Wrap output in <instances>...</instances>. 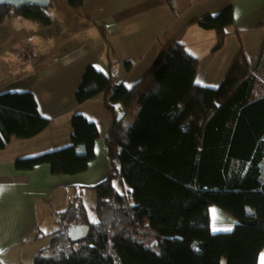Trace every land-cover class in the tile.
Wrapping results in <instances>:
<instances>
[{
	"label": "trees",
	"instance_id": "1",
	"mask_svg": "<svg viewBox=\"0 0 264 264\" xmlns=\"http://www.w3.org/2000/svg\"><path fill=\"white\" fill-rule=\"evenodd\" d=\"M82 2L67 0L71 8ZM13 17L52 22L47 7L0 5V25ZM233 21V9L227 7L190 22L214 29V50H220L237 33L231 30ZM109 61L112 67L111 56ZM125 63L132 70L133 63ZM199 65L183 42L169 40L130 86H116L111 70L86 68L77 101L99 97L114 116L105 138L110 172L92 187L97 218L77 196L57 213L58 227L34 264H222L224 258L227 264H260L264 91L258 66L240 47L220 85L212 87L196 82ZM49 122L31 91L0 94V150L14 137L38 135ZM71 123L70 144L18 159L17 167L48 163L53 174L86 171L96 156L99 127L80 113ZM211 207L232 216L234 225L214 229ZM78 224L90 230L74 241L68 230Z\"/></svg>",
	"mask_w": 264,
	"mask_h": 264
},
{
	"label": "crops",
	"instance_id": "2",
	"mask_svg": "<svg viewBox=\"0 0 264 264\" xmlns=\"http://www.w3.org/2000/svg\"><path fill=\"white\" fill-rule=\"evenodd\" d=\"M227 7L233 9L231 30L237 33L230 34L219 51L227 54L231 65L239 48L246 53L252 41L260 52L256 63L249 62L258 66V74L264 70V0H175L174 6L165 0H83L78 8H71L67 0H57V5L47 7L50 25L23 17L0 25V94L31 91L39 111L50 120L38 135L14 137L0 150V256L37 230L38 234L41 201L54 200L60 205L62 200L72 201L81 190L84 194L86 188L93 189L109 175L105 138L114 116L99 97L77 101L86 68L95 65L104 72L111 70L116 86L122 82L130 86L142 77L165 41H181L192 53L204 43L210 49L217 42L216 31L190 21ZM248 34H253L254 40ZM107 42L112 45V54ZM213 51L196 54L200 65L218 53ZM109 56L115 62L112 67ZM126 61L133 63L132 70ZM76 113L96 122L100 131L95 159L86 171L70 177L53 174L48 163L31 169L17 167L18 159L70 144L71 119ZM211 216L213 227L218 229L230 228L236 222L216 207H211ZM262 257L264 250L260 264Z\"/></svg>",
	"mask_w": 264,
	"mask_h": 264
},
{
	"label": "rangeland",
	"instance_id": "3",
	"mask_svg": "<svg viewBox=\"0 0 264 264\" xmlns=\"http://www.w3.org/2000/svg\"><path fill=\"white\" fill-rule=\"evenodd\" d=\"M52 2V1H51ZM57 5V0H54L52 4ZM62 6L61 3H59V7ZM48 11H50L48 9ZM51 15L53 14V11L51 10ZM247 37H250L254 40L253 34H248ZM217 43L212 45L210 49H207V46L205 45H199L197 49L194 50L193 54L197 56L196 54H205L209 53L211 54L213 49L215 48ZM189 50V49H188ZM190 51V50H189ZM218 53H215L213 57L208 59L207 61L201 63L199 65L198 74L196 77V82L204 85V86H212L217 87L220 85V80L226 75L228 69H229V60H227V54H222L223 52L218 50ZM227 51V50H226ZM231 52H234L232 49ZM238 52V51H237ZM260 49H255L253 47L252 41L250 44L249 49L246 50V53L248 55L249 60L252 63H256L257 59L256 56L259 54ZM157 56V55H156ZM156 58V57H155ZM153 59V61L155 60ZM151 62V64L153 63ZM150 64V65H151ZM99 69V68H98ZM101 70V69H99ZM257 77L261 81L262 89L264 91V70L257 72ZM51 166V165H50ZM56 175H65V174H56ZM70 177H76L77 174H69ZM81 180V179H79ZM77 180V181H79ZM82 189V188H81ZM62 193V191H60ZM58 194V191L56 192ZM85 194V195H84ZM81 190L77 196L81 199H84L85 205L88 209L89 216L92 219H96V211H95V205L97 201V194L95 189L86 188L85 191ZM72 201H61V205L58 202H55L54 200H48L41 201L38 205V213H39V224H40V231L38 234H36V231L30 238L26 237L24 242H20L17 244L15 248H11L10 251L7 254L0 256V264H34V257L36 253L42 248L49 244L51 236L49 235L51 232H53L55 229H57V213L60 211L65 210L70 206ZM62 208V209H61ZM214 222H216V218H214ZM216 230H220L217 227H214ZM226 229V228H225ZM222 229V230H225ZM36 235H40L38 239L36 238ZM222 264H227V259L224 258L222 260Z\"/></svg>",
	"mask_w": 264,
	"mask_h": 264
},
{
	"label": "water",
	"instance_id": "4",
	"mask_svg": "<svg viewBox=\"0 0 264 264\" xmlns=\"http://www.w3.org/2000/svg\"><path fill=\"white\" fill-rule=\"evenodd\" d=\"M51 4V0H0V5H9L16 9L23 7H42L46 8ZM90 226L88 224H78L70 227L68 230L69 237L74 240H80L88 235Z\"/></svg>",
	"mask_w": 264,
	"mask_h": 264
},
{
	"label": "snow or ice",
	"instance_id": "5",
	"mask_svg": "<svg viewBox=\"0 0 264 264\" xmlns=\"http://www.w3.org/2000/svg\"><path fill=\"white\" fill-rule=\"evenodd\" d=\"M262 264H264V257H262Z\"/></svg>",
	"mask_w": 264,
	"mask_h": 264
}]
</instances>
